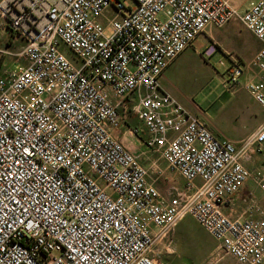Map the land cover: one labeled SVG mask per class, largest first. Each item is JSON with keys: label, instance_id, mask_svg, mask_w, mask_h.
Returning a JSON list of instances; mask_svg holds the SVG:
<instances>
[{"label": "built area", "instance_id": "1", "mask_svg": "<svg viewBox=\"0 0 264 264\" xmlns=\"http://www.w3.org/2000/svg\"><path fill=\"white\" fill-rule=\"evenodd\" d=\"M130 2L0 0L22 43L0 69V264H164L154 244L185 215L237 263L264 264V210L245 216L253 192L235 197L248 180L264 193V167L244 164L264 156V122L237 148L160 82L198 35L237 17L261 43L244 88L264 110V0L243 11L228 0ZM218 48L210 38L198 54ZM230 60L223 84L243 73ZM128 113L140 125L123 130ZM126 132L183 186L159 188Z\"/></svg>", "mask_w": 264, "mask_h": 264}, {"label": "rangeland", "instance_id": "2", "mask_svg": "<svg viewBox=\"0 0 264 264\" xmlns=\"http://www.w3.org/2000/svg\"><path fill=\"white\" fill-rule=\"evenodd\" d=\"M124 5L131 4L130 0H120ZM250 0H228L233 8L243 11ZM108 13H112L108 11ZM102 25L106 24L104 18H100ZM214 32L220 40L223 49L238 51L235 37L249 39L254 37L250 30L246 29L237 17L226 22L222 27H214ZM111 28L106 26L104 35L111 34ZM192 45L198 47V40H194ZM209 58L204 59L194 53L187 56L188 69L179 77L177 82L186 101L191 104H183L192 112L197 109L199 115H204L213 122L219 130L226 135H232L242 128L252 127L257 120L264 116L262 108L244 92V84L249 72L243 65V73L235 84H223L222 79H226L227 68L231 65L230 58L223 53L222 48ZM237 54V53H235ZM239 60L242 59L239 57ZM0 58V64L3 63ZM243 63L246 64L244 61ZM16 66L18 62L14 63ZM203 116V117H204ZM204 117V118H205ZM133 126H138L132 124ZM142 136L145 135L143 127L140 129ZM152 178H154L152 176ZM178 183L177 175L172 178ZM175 183V184H176ZM177 185V184H176ZM241 193L247 192L246 188H241ZM255 193V192H254ZM264 193L260 191V195ZM218 243L190 216L185 215L167 233L166 237L155 242L153 250L154 257L164 264H217L222 257L233 261L230 255L217 249Z\"/></svg>", "mask_w": 264, "mask_h": 264}, {"label": "crops", "instance_id": "3", "mask_svg": "<svg viewBox=\"0 0 264 264\" xmlns=\"http://www.w3.org/2000/svg\"><path fill=\"white\" fill-rule=\"evenodd\" d=\"M214 29H215L214 27H211L208 30H206V32L198 35L196 38V40H198V47L192 45V47L184 50L180 55H178L174 60H172L167 65V67L164 69L162 73V76L160 78L161 86L165 91H167L174 98H176L182 105L191 104L189 101H186L184 99L183 95L181 94V90L177 86V82L179 81L180 75L182 74V72L188 69V60L186 55L190 53H194L199 56L198 52L209 42L210 38L214 39L217 42L218 46L220 47L221 46L220 40L216 35V31L214 32ZM235 43L237 44L238 51L227 50V49H223L222 47L220 48H222L221 50L223 51V53L226 54L230 59H232V57L238 59L240 57L242 59L241 62L246 67L244 73L247 72L250 73V75L246 77V79L247 78L249 79L251 76L257 73V69L252 63V58L254 54L257 52V50L260 48L261 43L258 38L256 37L254 38L252 36L249 37V39H243V38L241 39L240 36L235 37ZM21 48H22V43L19 40L14 41L12 39L10 31L6 27V22L0 17V58L4 60L3 63L0 64V69L9 65L10 62L13 60V53L19 52ZM7 52H10L11 54ZM244 61L246 62V64L243 63ZM242 89L244 92L248 93V91L245 88ZM185 109L193 115L199 116L201 118L205 117L204 115H199L200 112L197 109H194L195 111L193 112L186 107ZM124 119H125V123L122 124L123 130L124 127H126V125L133 126L132 124L137 125L139 123L136 117L129 113L124 114ZM204 119L207 122V126L209 130L213 133V135H215L218 138L226 139L230 141L237 148H241L244 145L243 140H245L249 135H251L258 128V126L264 122V116H263L260 120H257V122H255L252 127L250 128L245 127L242 128V130H239L232 135H226L221 130L216 128L213 122L208 120L206 117ZM119 136L122 140L130 144L129 147L131 149V152L137 156V159L140 162V164H142L148 170L149 178H152L153 176L156 179V185L159 188L167 189L169 191L173 189H178L183 186L184 184L183 179L177 175V177H179L178 183L172 181L173 176L175 177L176 174L168 170L166 166V162L162 158H159L158 155H156L155 153H152L149 148L142 145L139 139L131 135L129 132H126ZM244 164L251 171L263 169L264 156L262 154L254 152L253 154H251L250 159L244 160ZM243 187L246 188L247 191L251 190L255 196V199L253 202L252 201H247L245 203L240 202L242 205L241 210L244 212L245 216L253 217V218L260 217L261 214L258 212L257 209L264 210V196H262V194L260 195V190L256 189L250 180H248ZM247 193L248 192L241 193V190H239V192L235 194L236 195L235 197L239 199L241 198L242 195H245ZM217 249H219L218 246ZM217 264H239V263H237L234 259L233 261H230L229 259L222 257L217 261Z\"/></svg>", "mask_w": 264, "mask_h": 264}, {"label": "bare ground", "instance_id": "4", "mask_svg": "<svg viewBox=\"0 0 264 264\" xmlns=\"http://www.w3.org/2000/svg\"><path fill=\"white\" fill-rule=\"evenodd\" d=\"M130 151H131V149H130ZM132 153V152H131ZM135 155V154H134ZM136 156V155H135ZM136 158H137V156H136ZM138 160V159H137ZM140 163V162H139Z\"/></svg>", "mask_w": 264, "mask_h": 264}]
</instances>
